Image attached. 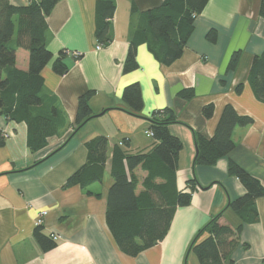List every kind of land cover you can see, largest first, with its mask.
<instances>
[{"label": "crops", "instance_id": "obj_1", "mask_svg": "<svg viewBox=\"0 0 264 264\" xmlns=\"http://www.w3.org/2000/svg\"><path fill=\"white\" fill-rule=\"evenodd\" d=\"M30 1L10 0L18 7ZM98 1L61 0L47 18L48 49L54 57L42 72L44 93L56 98L67 127L50 137L46 147L32 152L26 123L10 121L0 114V132L5 137V146L0 148V264H200L194 253H188L196 233L230 200L246 192L238 178L228 173L229 159L264 185V103L248 83L253 58L264 50L261 0H209L196 17L194 31L179 59L165 65L147 44H141L137 48L139 67L131 73H124L123 67L132 35L143 14L160 7L164 0H115L110 20L112 41L107 46L101 45L95 34ZM211 29L218 31L216 43L206 39ZM61 51L70 52L65 59L69 70L63 76L53 70ZM236 51L242 52L240 64L234 73L227 74ZM73 52L79 54L78 59ZM29 58V52L19 48L16 68L27 71ZM240 83L244 87L237 93ZM131 84H139L142 90L144 106L139 115L130 113L122 98ZM190 89L194 98H180L182 90ZM88 91L94 92L90 106L97 117L89 121L94 123L89 130H85L88 123L67 140L76 121L79 97ZM208 104L214 105V114L206 119L202 110ZM227 105L239 115L252 117L254 123L234 130L236 148L229 157L212 167H194L193 131L213 137ZM165 108L173 109L180 122L169 127L183 143L177 189L184 190L194 178L202 189L193 193L189 206L176 210L162 241L130 257L118 248L106 223L108 190L113 182L111 154L103 182L89 188L93 195L79 186L64 185L85 164V143L94 136H106L111 150L118 145L130 154L150 152L157 142L148 135L149 119ZM38 161L42 162L36 165ZM136 174L140 180L146 176L141 169ZM141 189L139 186L138 191ZM256 204L260 219L245 225L232 255L234 264H262L264 260V197ZM42 211L47 212L43 233L59 236L57 247L46 253L34 238L35 222ZM220 223L235 227L240 219L227 210Z\"/></svg>", "mask_w": 264, "mask_h": 264}, {"label": "trees", "instance_id": "obj_2", "mask_svg": "<svg viewBox=\"0 0 264 264\" xmlns=\"http://www.w3.org/2000/svg\"><path fill=\"white\" fill-rule=\"evenodd\" d=\"M60 1L31 0L27 6L18 7L12 5L10 0H0V114L10 121L26 123L28 146L32 152L46 147L50 137L67 127L66 116L56 98L44 93L45 80L42 75L54 57L48 49L47 18ZM208 1L164 0L160 7L145 12L140 26L132 35L123 72L131 73L138 69L137 48L141 44H147L149 51L165 65L179 59L194 31L196 17L202 13ZM115 9V0L97 2L95 34L103 46L112 41L110 20ZM259 14L264 19V0H261ZM206 39L216 43L218 31L209 30ZM19 48L26 49L30 54L27 71L16 68ZM241 55V51L232 54L227 74L238 69ZM67 56V51H61L53 63V70L59 76L69 70L65 64ZM248 83L255 97L264 103V50L253 58ZM243 87V84H238L236 92L241 93ZM93 95V91L80 95L76 121L67 140L92 120L90 100ZM179 96L190 100L195 93L192 89L182 90ZM122 98L130 113L139 115L142 112L144 102L139 84L127 86ZM202 113L206 119L211 118L214 105H205ZM149 122V132L157 142L150 152L130 154L118 145L111 150L106 136H94L85 143V164L64 185V188L79 186L93 195L89 188L103 182L106 162L111 154L113 182L108 190L106 223L118 248L130 257H136L162 241L168 234L176 210L189 206L193 193L201 188L194 178L187 182L184 190L177 189L176 176L183 143L169 130L171 125L180 123L174 110H159ZM253 123L252 117L239 115L231 105H227L213 137L207 138L193 131L196 147L193 166L212 167L220 159L229 157L236 148L234 130ZM124 143L128 145L127 140ZM4 146L5 137L0 132V148ZM137 169L146 173L143 180L136 174ZM228 173L238 178L246 192L230 200L223 211L213 216L196 233L188 253H194L200 264H234L232 255L239 245L245 225L257 223L260 219L256 204L258 199L264 197V185L260 179L232 159H229ZM139 186L142 188L140 191ZM95 196L99 197L100 194ZM227 210L233 211L240 219L237 226L220 223ZM34 238L44 253L57 247V243L43 233L42 226L35 229Z\"/></svg>", "mask_w": 264, "mask_h": 264}, {"label": "built area", "instance_id": "obj_3", "mask_svg": "<svg viewBox=\"0 0 264 264\" xmlns=\"http://www.w3.org/2000/svg\"><path fill=\"white\" fill-rule=\"evenodd\" d=\"M68 54H70V52H68ZM72 55L75 56V58L79 57V54H78L77 52H73ZM148 135H149L150 137H153V134H152L151 132H148ZM46 215H47V212H46V211H42V212L39 214V216H38V218L36 219V222H35V226H36V228H37V227H41V226H43V224H44V218H45ZM50 237H51L54 241H58V239H59V236H58V235L56 236V235H54V234L50 235Z\"/></svg>", "mask_w": 264, "mask_h": 264}, {"label": "rangeland", "instance_id": "obj_4", "mask_svg": "<svg viewBox=\"0 0 264 264\" xmlns=\"http://www.w3.org/2000/svg\"><path fill=\"white\" fill-rule=\"evenodd\" d=\"M90 122H92V121H90ZM88 123H89V122H88ZM88 123H87V124H88ZM87 124H86V125H87ZM89 124H90V125H88V127H86L87 129H85V130H89V129L93 126L92 124H94V123H89ZM86 125H85V126H86ZM85 126H84V127H85ZM82 129H83V128H82ZM80 135H81V134H80ZM80 135H79V136H80Z\"/></svg>", "mask_w": 264, "mask_h": 264}, {"label": "water", "instance_id": "obj_5", "mask_svg": "<svg viewBox=\"0 0 264 264\" xmlns=\"http://www.w3.org/2000/svg\"><path fill=\"white\" fill-rule=\"evenodd\" d=\"M95 117H97V116H93L92 119H94ZM88 122H89V121H88ZM73 137H74V136H73ZM73 137H72V138H73ZM72 138H71V139H72ZM69 140H70V139H69ZM201 189H202V187H201ZM203 189H204V188H203Z\"/></svg>", "mask_w": 264, "mask_h": 264}]
</instances>
